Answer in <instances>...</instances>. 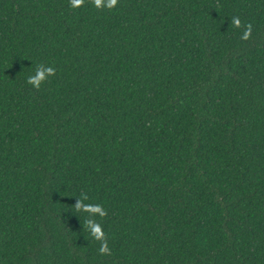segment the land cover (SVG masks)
<instances>
[{
  "label": "trees",
  "instance_id": "obj_1",
  "mask_svg": "<svg viewBox=\"0 0 264 264\" xmlns=\"http://www.w3.org/2000/svg\"><path fill=\"white\" fill-rule=\"evenodd\" d=\"M108 2L0 0V264H264V0Z\"/></svg>",
  "mask_w": 264,
  "mask_h": 264
},
{
  "label": "clouds",
  "instance_id": "obj_2",
  "mask_svg": "<svg viewBox=\"0 0 264 264\" xmlns=\"http://www.w3.org/2000/svg\"><path fill=\"white\" fill-rule=\"evenodd\" d=\"M83 2H84V0H71V6H72V8L77 9V8H80L82 6ZM94 3H95V7L97 9H101L104 6L102 4V0H94ZM117 3H118V0H109V2L107 4V8L109 10H112L117 6ZM233 24L237 28L241 27V21L239 20V18L234 19ZM250 36H251V26H249L248 31H246L243 34L242 39L246 41L249 39ZM53 75H55V72L53 69H51V68L44 69L41 67L39 70H37L35 76H32L28 79V83L35 86L38 89L40 87L41 83L44 82L48 76H53ZM77 206L79 208L81 205L78 203ZM86 208L90 209L91 211H96L97 209H99V208H91L90 206L86 207ZM89 226L92 227V231H93L94 235L100 233L97 231V227H99V226L93 227L91 224ZM97 238H99V237L97 236ZM106 251H107V245H104L101 248V254H104Z\"/></svg>",
  "mask_w": 264,
  "mask_h": 264
}]
</instances>
